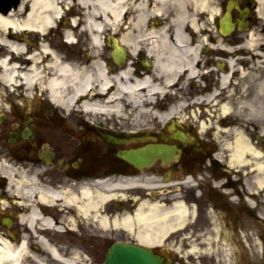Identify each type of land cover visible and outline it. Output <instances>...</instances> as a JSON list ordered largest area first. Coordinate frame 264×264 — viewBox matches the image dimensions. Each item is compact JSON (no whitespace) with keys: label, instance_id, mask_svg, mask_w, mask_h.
I'll use <instances>...</instances> for the list:
<instances>
[{"label":"flooded vegetation","instance_id":"obj_1","mask_svg":"<svg viewBox=\"0 0 264 264\" xmlns=\"http://www.w3.org/2000/svg\"><path fill=\"white\" fill-rule=\"evenodd\" d=\"M20 1L0 0V13ZM58 1L60 13L43 36L14 32L23 47L18 64L36 56L43 71L46 44L93 75L89 96L109 112L93 117L83 99L54 102L47 71L29 87L0 85V164L53 192L134 181L130 214L141 203L146 212L157 204L168 220L155 243L128 242L165 264H213L198 255L214 248L223 264H264V176L248 160L231 159L225 143L236 120L216 119L228 89L264 52V0ZM99 69L108 80L103 89ZM124 83L131 88L125 93ZM135 151L145 158L141 168L119 156ZM8 187L0 170V233L19 238L11 229H19L21 209L3 207L12 199ZM59 204L48 208L57 222L66 212Z\"/></svg>","mask_w":264,"mask_h":264},{"label":"bare ground","instance_id":"obj_2","mask_svg":"<svg viewBox=\"0 0 264 264\" xmlns=\"http://www.w3.org/2000/svg\"><path fill=\"white\" fill-rule=\"evenodd\" d=\"M58 4V0H21L17 9L10 14L0 13V50L5 52L0 56V85L14 86L22 81L29 87L40 81L43 71H47L46 74L50 77L47 88L54 102L72 104L83 99L81 107L85 112L107 114L109 109L94 101L92 95L84 99L91 92L93 75L86 68H77L65 63L55 51L49 50L46 44L43 43L41 49L50 57L43 71L40 70L41 64L36 56L31 57L24 67L18 64L16 57L22 54L23 47L13 41L16 37L14 32L28 30L43 36L53 26L60 13ZM257 54L259 57L252 62V72L245 75L242 73L236 90L229 88L224 102L219 107L220 116L227 118L235 115L238 119L234 122L236 126L264 127V120L259 119L264 115V74H261L264 73V52ZM98 74L103 89L108 80L101 69ZM228 81L229 79L224 77L222 85L226 86ZM120 87L123 93L131 90L126 83ZM69 88L71 91L67 92ZM233 91L235 97L230 96ZM108 102H112L111 99ZM247 153L255 152L248 143V136L244 132H238L235 135L231 159L239 163L246 162ZM256 168L261 171L264 164H258ZM0 170L9 180L8 192L12 197L9 205L3 204L4 209H21V214L17 216L19 238L13 233L8 236L0 233V264H93L78 248L80 240L89 236L86 232L87 234L80 237V225L86 231L90 225L96 224L104 232L124 230L138 243L145 245L155 243L166 227L168 217L162 214L157 204L149 205L146 212L144 203H141L133 215L109 214L110 204L116 202L115 204L119 205L118 201L125 199V196L118 195L117 191L129 189L134 181H100L82 187L78 193H62L38 188L31 179L3 164H0ZM263 184L264 179L259 180V185ZM58 201L62 204L57 206L66 212L60 221L56 222L46 211L56 206ZM71 212H74L75 216H72ZM173 212L178 221L182 219L183 207L178 206ZM64 225L67 226L65 233L69 238L68 243L61 239Z\"/></svg>","mask_w":264,"mask_h":264},{"label":"rangeland","instance_id":"obj_3","mask_svg":"<svg viewBox=\"0 0 264 264\" xmlns=\"http://www.w3.org/2000/svg\"><path fill=\"white\" fill-rule=\"evenodd\" d=\"M264 74V73H261ZM237 81H240V79H237ZM232 97H235L234 91L233 95H230ZM264 102V101H263ZM90 113L93 117L98 116L99 114L96 113ZM216 119L220 120H238L234 116L230 117H222L218 116ZM261 121L264 120V115L259 118ZM264 127L259 126H234L233 129H235L236 132L233 133H228V137L226 138L225 146L230 149V147H233L235 144V135L238 132H244L248 136V141L250 140V144L253 145L251 146L252 149L254 150V154L252 153H247L245 156V159L248 160V165L249 167H257L258 164H264ZM249 144V145H250ZM260 175L258 176H264V169L260 171ZM263 173V174H262ZM118 180L114 181V183H117ZM118 195L123 194L125 196V199H122L118 201L119 205L112 203L109 205V214L110 215H117V214H123L127 213L130 214L131 212V205L129 202V197L132 195L131 191L128 189L124 190H118L117 191ZM46 213H50L49 215L53 218L56 219L57 213L55 211H49L47 210ZM72 216H75L73 212H71ZM77 217V215H76ZM78 218V217H77ZM79 221V219H78ZM80 222V221H79ZM80 225V224H79ZM64 232L62 233L61 239L64 241V243H68V235L65 233L67 230V226H62ZM16 235H18V229L17 226L13 229H11ZM88 234H87V233ZM78 234L83 236L84 234H87L86 238H82L79 243V250L82 252V254L89 258L93 264H103L105 256L110 248V246L114 242H128L130 240V235H128L127 232L124 230H110L109 232H104L102 231L99 226L96 225H90L88 231L83 228L82 225L79 226L78 228ZM74 241V239H72ZM70 240L73 245V241ZM217 248H214V251L211 253L208 251L207 254H201L200 256L198 255V259L200 261H206L209 263L213 264H223V255L221 254L220 251H217Z\"/></svg>","mask_w":264,"mask_h":264},{"label":"water","instance_id":"obj_4","mask_svg":"<svg viewBox=\"0 0 264 264\" xmlns=\"http://www.w3.org/2000/svg\"><path fill=\"white\" fill-rule=\"evenodd\" d=\"M153 150V149H149ZM159 150H167L159 148ZM142 151L132 153H121L119 156L124 160L131 161L136 167L141 168L145 158L141 157ZM104 264H165L162 257L152 250L139 244L126 242H115L109 248L104 259Z\"/></svg>","mask_w":264,"mask_h":264}]
</instances>
